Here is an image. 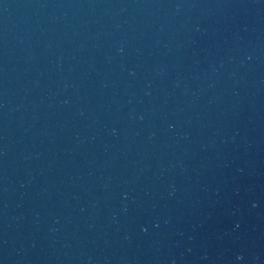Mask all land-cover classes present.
<instances>
[{"label": "water", "instance_id": "1", "mask_svg": "<svg viewBox=\"0 0 264 264\" xmlns=\"http://www.w3.org/2000/svg\"><path fill=\"white\" fill-rule=\"evenodd\" d=\"M0 264H264V0H0Z\"/></svg>", "mask_w": 264, "mask_h": 264}]
</instances>
